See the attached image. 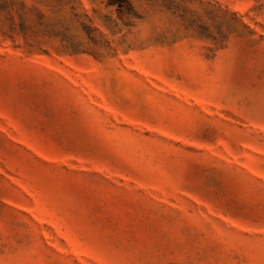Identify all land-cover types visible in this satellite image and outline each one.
<instances>
[{
  "label": "rangeland",
  "instance_id": "1",
  "mask_svg": "<svg viewBox=\"0 0 264 264\" xmlns=\"http://www.w3.org/2000/svg\"><path fill=\"white\" fill-rule=\"evenodd\" d=\"M0 264H264V0H0Z\"/></svg>",
  "mask_w": 264,
  "mask_h": 264
}]
</instances>
